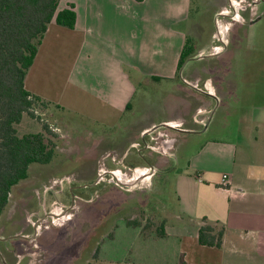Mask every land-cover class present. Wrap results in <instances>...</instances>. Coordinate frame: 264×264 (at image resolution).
<instances>
[{
  "label": "crops",
  "instance_id": "0c3cea01",
  "mask_svg": "<svg viewBox=\"0 0 264 264\" xmlns=\"http://www.w3.org/2000/svg\"><path fill=\"white\" fill-rule=\"evenodd\" d=\"M69 3L76 12L74 28L50 23L24 86L51 103L48 112L55 120L63 122L62 115L71 113L111 133L96 137L105 158L119 154L117 160H138L144 166L149 160L150 176L155 167L167 169L165 176L171 172L177 210L169 213L170 223L162 218L156 225L164 221L162 238L135 227L143 245L138 264H264V104L253 103L260 96L253 78L263 64L246 66L235 61L233 51L219 48L185 62L176 77L190 0H61L58 11ZM168 3L178 9L168 10ZM239 74L247 76L240 87ZM248 80L253 81L250 88ZM161 86L175 97L172 107L152 98ZM164 108L169 118L158 119ZM214 117L228 138L204 140L192 154L184 141L180 157L147 149L145 138L163 124L181 136L184 131L201 133ZM175 138L167 139L168 150ZM169 160L173 166L179 160L180 169L172 172ZM110 186L119 192L113 185L105 189ZM202 218L224 226L220 248L198 244ZM137 255L133 260H139Z\"/></svg>",
  "mask_w": 264,
  "mask_h": 264
},
{
  "label": "rangeland",
  "instance_id": "374dc122",
  "mask_svg": "<svg viewBox=\"0 0 264 264\" xmlns=\"http://www.w3.org/2000/svg\"><path fill=\"white\" fill-rule=\"evenodd\" d=\"M171 4L168 3V10L176 11L178 6ZM260 12L261 5L255 6L253 0H191L189 21L185 26L187 37L194 42L196 57L222 48L225 52L233 51L235 61H242L246 66L256 62L259 66L263 64L255 78L252 77L259 84L257 92L261 96L264 94V13L260 20L249 24ZM219 56L213 60L219 61ZM178 75L179 71L176 77ZM246 78L239 74L236 80L239 87L244 86ZM252 82L247 81L248 88ZM202 85L201 82L199 88ZM160 88L158 97H152L155 103L172 107L175 97L164 93L163 86ZM260 96L254 104H264ZM133 104L138 107V97ZM50 109H37L34 117L23 116L17 126L18 135H22L42 132V125H47L55 134L56 157L49 165H31L27 179L12 188L8 205L0 217V238L14 237L10 238L9 252L3 255L0 252L3 256H0V264H87L95 256L99 263L134 264L137 261L135 264H138L141 256L137 251L143 249L137 241L139 230L126 224L135 221L143 227L148 225L144 229L149 233L162 218L170 223L169 213L177 210L171 172L165 176L163 172L167 169L155 167V174L150 176L149 166L138 160H117L119 154L105 158L104 148H97L96 137L111 136V133L71 113L63 114L64 121L59 122L52 118ZM164 109V113L158 112L161 114L158 119L169 118L164 116ZM208 113L203 115L205 119ZM142 118L145 120L147 116L143 114ZM216 120L214 117L209 121L199 135H189V154L198 150L204 140L228 138L219 129L221 120ZM159 133L163 135L158 138ZM150 136L145 138L147 149H158L156 154L169 157H180L187 139L166 128H159ZM174 136L175 142L170 140L174 147L168 150L170 144L166 141ZM111 158L114 160H109ZM134 161L138 164H129ZM169 161L172 172L180 169L179 160H175V166L174 160ZM143 169H147V177L135 183L127 182ZM114 174H119L118 182ZM107 185L115 186L119 192L112 186L105 189ZM136 255L139 260H133Z\"/></svg>",
  "mask_w": 264,
  "mask_h": 264
},
{
  "label": "trees",
  "instance_id": "16d2710c",
  "mask_svg": "<svg viewBox=\"0 0 264 264\" xmlns=\"http://www.w3.org/2000/svg\"><path fill=\"white\" fill-rule=\"evenodd\" d=\"M60 1L0 0V217L8 205L12 188L27 179L29 167L49 165L56 157L55 134L47 125H42V132L22 135H18L17 126L23 116L34 117L37 109L51 106L29 93L24 81L50 23L68 29L75 26L74 5L69 3L58 11ZM196 56L194 42L186 37L177 72L188 59ZM127 225L139 226L135 221ZM148 227L145 225L143 229ZM154 231L159 238L165 236L163 220ZM224 235L222 224L201 219L197 235L200 246L220 248ZM96 259L95 256L87 264H112L99 263ZM180 264L185 263L181 260Z\"/></svg>",
  "mask_w": 264,
  "mask_h": 264
},
{
  "label": "flooded vegetation",
  "instance_id": "af4514ba",
  "mask_svg": "<svg viewBox=\"0 0 264 264\" xmlns=\"http://www.w3.org/2000/svg\"><path fill=\"white\" fill-rule=\"evenodd\" d=\"M253 3H254V5L255 6H258V5H261V12L259 13L260 15H258V16H256V18L254 19V20H251L250 21V25H253L255 22H257V20H259V19H261L262 18V16H263V13H264V0H253ZM207 122H208V120L206 121V123H205V125H207ZM205 125H204V127H205ZM203 127V128H204ZM160 128H162V127H160ZM203 128L201 129V130H199L200 132H202V130H203ZM185 133H183L186 137H187V139H186V143L188 144V145H190L191 143V141L189 140L190 138V136L189 135H199L200 133L199 132H195V133H193V132H186V131H184ZM198 133V134H197ZM189 138V139H188ZM144 162H145V165H150V163H149V161H146V160H144ZM88 188H91L90 186H88ZM13 237L14 236H12V237H6V238H0V249H1V254L3 255L5 252H9V249H8V247L10 246L9 244H10V242H12V239H13ZM16 237V236H15ZM10 238H12V239H10ZM11 247V246H10ZM2 255H0L2 258H3V256Z\"/></svg>",
  "mask_w": 264,
  "mask_h": 264
},
{
  "label": "bare ground",
  "instance_id": "6f19581e",
  "mask_svg": "<svg viewBox=\"0 0 264 264\" xmlns=\"http://www.w3.org/2000/svg\"><path fill=\"white\" fill-rule=\"evenodd\" d=\"M147 169H143L141 170L138 174H136L131 180L127 181V182H132V183H135L137 182V180L145 177L147 175V172H146ZM147 177V176H146ZM147 180V178H145ZM122 180V179H121ZM59 221L61 222V220L59 219ZM63 221V220H62Z\"/></svg>",
  "mask_w": 264,
  "mask_h": 264
},
{
  "label": "water",
  "instance_id": "95a60500",
  "mask_svg": "<svg viewBox=\"0 0 264 264\" xmlns=\"http://www.w3.org/2000/svg\"><path fill=\"white\" fill-rule=\"evenodd\" d=\"M197 57H193V58H191V59H188L186 62H189L190 60H193V59H196ZM209 122V121H208ZM208 122H207V124H208ZM159 127H162V128H166V129H171V127L170 126H168V125H166V124H163V125H161V126H159ZM205 127H206V125H205ZM158 127H156V128H154V130L155 129H157Z\"/></svg>",
  "mask_w": 264,
  "mask_h": 264
},
{
  "label": "built area",
  "instance_id": "2783aa9c",
  "mask_svg": "<svg viewBox=\"0 0 264 264\" xmlns=\"http://www.w3.org/2000/svg\"><path fill=\"white\" fill-rule=\"evenodd\" d=\"M118 175H119V174H114V175H113V178L116 179L117 182H118V177H119ZM226 180H227V176L223 175V176H222V182H223V183H226Z\"/></svg>",
  "mask_w": 264,
  "mask_h": 264
}]
</instances>
